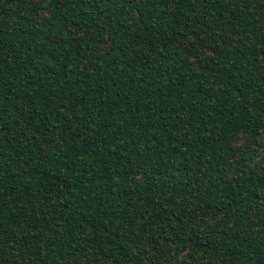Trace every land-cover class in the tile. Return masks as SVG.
Masks as SVG:
<instances>
[{
  "label": "trees",
  "instance_id": "obj_1",
  "mask_svg": "<svg viewBox=\"0 0 264 264\" xmlns=\"http://www.w3.org/2000/svg\"><path fill=\"white\" fill-rule=\"evenodd\" d=\"M0 264H264V0H0Z\"/></svg>",
  "mask_w": 264,
  "mask_h": 264
}]
</instances>
